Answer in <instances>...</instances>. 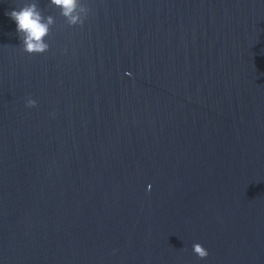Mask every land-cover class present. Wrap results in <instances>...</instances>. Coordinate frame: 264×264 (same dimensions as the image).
Instances as JSON below:
<instances>
[{"label":"water","instance_id":"water-1","mask_svg":"<svg viewBox=\"0 0 264 264\" xmlns=\"http://www.w3.org/2000/svg\"><path fill=\"white\" fill-rule=\"evenodd\" d=\"M28 2L0 0V264H264V0H81L72 26L34 0L40 54Z\"/></svg>","mask_w":264,"mask_h":264},{"label":"clouds","instance_id":"clouds-1","mask_svg":"<svg viewBox=\"0 0 264 264\" xmlns=\"http://www.w3.org/2000/svg\"><path fill=\"white\" fill-rule=\"evenodd\" d=\"M50 5L61 10V15L66 18L68 25L83 24L87 16L88 8L81 0H50ZM83 13V15H81ZM16 23V32L21 40L23 51L33 53H44L50 45L46 42L45 37L50 33V27L54 24L52 15L44 16L37 3H24L18 9L6 12ZM27 106L36 105L34 99L29 98ZM193 251L199 258L208 256V251L200 243L193 244Z\"/></svg>","mask_w":264,"mask_h":264}]
</instances>
